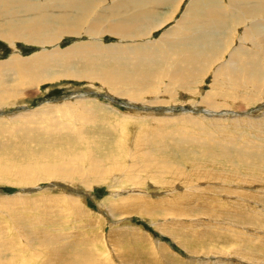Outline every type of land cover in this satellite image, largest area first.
Here are the masks:
<instances>
[{"label": "rangeland", "instance_id": "374dc122", "mask_svg": "<svg viewBox=\"0 0 264 264\" xmlns=\"http://www.w3.org/2000/svg\"><path fill=\"white\" fill-rule=\"evenodd\" d=\"M62 1L64 2V0ZM68 1L72 0H66L59 6L57 0L53 2L52 0H25V2H36L35 4L42 8L44 6L43 9L49 6L48 11L45 12L46 16L40 19V22L44 25L48 17L54 16V18H58L59 16L71 14L72 11L69 8ZM93 1L85 0L86 3L79 4V7H82L81 9L79 8L82 14L87 16L92 12L93 16L89 20H86L85 23L81 24V33L66 34L55 44L43 45L27 42L20 38L14 41L0 38V63L2 62V65L9 66L4 69L3 72H0V122L3 123L5 121V124L0 123V264H80L79 262L76 263L79 259H82L80 261H85V264H264V224L260 227V223L262 222L261 219L253 224L243 223L241 225L239 223L238 226H232L229 221L222 222L218 219H212L209 216L210 214L220 215L222 213L221 215H226L235 214L237 212L241 213L240 210L243 209L246 212L262 215L249 216L248 219L263 218L264 207L258 198L260 194L264 196V183L252 185L237 182L235 187H231V189H233L231 191L235 189V191H238L237 193H240L239 196L238 194L228 192L212 193V189H208V186H217V188H220L224 185L217 184L218 181L193 180L190 179L188 175L184 177L174 173V175L178 176L177 179L168 178L166 180H170V182L165 181L164 184V180L161 176L166 172L169 173V169L163 171L156 169L155 172H158L157 176L159 177L157 178L152 172L150 173L145 170L147 167L146 161H142L140 164L141 167L144 164L143 167H138L137 169L136 176L139 179L137 178L135 180L136 183L127 179V171H130V168H132V159L133 157H138L137 155L140 153L135 146L137 138L138 136L140 138L141 133H144L145 127L148 126L159 127L158 125L162 123L163 126L160 125L162 127L160 132L162 138L164 135L167 137H174V141H169L168 152L170 156H177L175 157V161H178L179 157V159L182 158L177 154L178 141L175 139L180 138L178 137L179 134H185L190 138H202L200 135L204 133V131H202L203 133L196 134V126L193 122H188L189 118L196 121L206 119V121H210L211 123L227 119L230 121V124H233L241 117L244 122L250 120V122L255 123V125L246 130V135L241 134L240 136L239 134L238 136L240 139L247 140L248 136L251 135L252 137L253 134L255 136H253L252 141L259 140V137L262 139L264 138V126L261 125L264 124V90H262V92L259 91L257 94L245 91L244 98H242L243 101L240 100L239 102L232 98H230V101L229 98H227L225 102V100H221L220 97L211 98L210 94L214 87V77L216 76H220L219 78L223 81L225 87L227 83L225 75L228 73V69H230L227 60L230 61L231 59L232 61L234 49L244 47L249 50H254L252 45H259L262 40H264V28L261 27L264 24V16L253 15L252 18V16H248L243 11L244 9L251 8V5L256 7L259 1L167 0L166 5H164L165 1L163 2L164 4L160 5L158 0H144L138 3V5L145 4L146 6L138 7V9L136 6V8H134L135 11H127L124 9L126 8L125 4L121 5L124 6L122 10L117 9L116 5L118 2L116 0ZM233 1H235L236 4ZM54 2L57 4L55 8L52 6ZM76 4H78V2H76ZM66 6H68V9ZM244 6L246 7L244 8ZM254 6L253 8H255ZM149 7L151 13L154 12L153 14H157V16L161 18L158 19L159 25L156 24V27L154 26L149 29L147 32L151 30V33H146L145 38L141 37V39L140 37H135L134 39H124L112 33H105L104 31L107 30V24H104L105 26H101L98 31L93 33L92 27L100 20V14L106 15L107 13V16L110 17L107 21L109 25L110 23L117 22L116 20L118 18L123 19L132 16V14L139 13L140 9L148 11ZM190 7H195L191 12V16L188 12ZM198 8H200V11H197ZM29 10H27V13L24 11L18 14L14 8V14H16L17 17L12 16L10 12H8L9 14L2 12L1 14H3L5 18L7 17V19H1L0 26L5 24L8 25V23L13 20L15 22L12 23V29L17 28L21 36L28 35L27 31L29 28L26 27L38 25H30V23L38 19L30 17L32 15H37V13H32L33 11L30 12ZM216 10L224 12L223 17L227 16L225 19L227 20L226 26H228V28H224L226 34H224V41L221 43L223 48L219 54L212 53L214 55H211V57L217 58H214V63H212V60V62L206 61V63L210 64L203 70L198 66H194L190 61L183 63L178 58L182 56H180L176 50H172L178 55H172V53L169 56V60H164L166 62H164L165 65L168 66L167 69L160 71V67L154 64V67L156 65L154 69V74L157 75L156 78L153 75L144 76V71L148 69L145 68L147 63L144 62V60L142 62L139 58V55L143 56V52L140 49L145 47L155 49L158 47L159 43L163 41L160 38L166 34V31L168 32V30H170V32H172L175 30L176 32L179 30L181 28L180 26L184 25V23L181 22L186 20V18L188 19L187 16H190L189 18L193 17L192 19H196L194 21H197L204 18H201V15L205 14L204 16L207 17V13L212 11L214 13ZM237 17H239V21H241L239 22V26L235 23ZM2 20H4V22ZM16 22H20V25ZM253 25H256V27H253ZM199 30L200 32L204 31V26H200ZM199 30L197 31L199 32ZM209 30L212 32L217 31L210 28L205 31L208 32ZM211 31L208 33H211ZM249 31L257 32L256 35L253 36L256 40L252 39L253 41H247L246 33H249ZM215 34H212L213 36L211 39L217 40L220 38L219 36H215ZM178 37H180V35H178ZM243 39L245 43L242 42ZM95 43L98 45L99 49L94 48V50L92 48ZM155 44L156 46L154 47ZM141 45L142 47H138ZM131 46L133 47L131 48ZM152 46L154 48H152ZM78 47L83 51L85 50L86 52L84 51V53L90 56L89 58V56L82 55L83 58H89V63H91V57L93 55L95 56L96 53L100 54V57L98 55L96 57L99 59L96 61V66H94V64L88 65L86 60H81V62L76 60L72 62L73 66L71 68L65 67L64 65H62V67L60 65H54V67L50 66V70H48V66L45 71L46 73L38 78L36 77L38 74L30 75L27 72L18 70L16 58L24 60L42 56L53 57L57 54L64 55L65 52ZM123 47H130V51L133 52V55L132 52L129 51V59H125L127 60L125 62L122 60L120 63L121 65L118 61L112 62V59L120 54L116 53V50L122 49ZM71 53L72 52H69L68 58ZM102 59L103 62H101ZM105 59L108 60L106 61ZM208 59L210 60L211 58ZM128 61H130L131 64ZM246 63L252 65L251 60H248ZM190 64H192V66ZM188 66H191L192 69ZM243 66L244 65H241L240 68L242 69ZM120 67L127 68L134 77L108 81L106 79L107 74L110 71L112 73L114 71L117 72ZM195 68L196 71L192 72ZM90 69L94 71L91 70L90 72ZM181 69L182 71H180ZM223 69L226 70V72L222 74L221 71ZM42 70L43 67L38 70V73ZM97 71L104 76H98ZM199 72L201 74H199ZM196 76L198 77L196 78ZM181 78H187V80L194 85L192 89L195 88V92H193V90L190 91L189 86H182L183 80ZM191 78L198 79V82H192L193 80ZM130 79L131 81H128ZM256 92H258V90ZM200 101L201 103L197 105ZM214 101H218L217 103L224 105V107L219 110H214L210 114H206L205 118V116H202V110L209 111V107L201 104L205 102L206 104L215 103ZM143 104H145V106ZM202 106L207 109L202 108ZM159 121L160 123L157 124ZM231 121L233 123H231ZM257 121L258 123L256 124ZM50 124L53 126H50ZM68 125H70V127H68ZM255 127L259 129L256 128L255 130ZM120 128H125V132L123 133ZM203 129L206 130L205 128ZM43 130L46 132L48 131V133ZM239 130L244 131V129L241 130V128ZM232 131L230 133H232ZM261 131L263 132L259 134ZM38 132H42L43 134L41 133V135ZM54 132L56 134H54ZM72 132H76L77 134L83 132L81 138L84 139V143L88 142L86 145L81 144L82 147L80 148L83 150V154L86 149L83 148V145H88L90 147L92 144L90 149L92 148L94 152L96 151L95 153L98 155V159H100V157L103 158L102 156L105 158L106 154L112 155L117 159L122 156V160L120 159L117 162L123 165L119 168L120 171H115L114 173L111 171L108 176L107 174H102L107 177H101L97 180V175L100 173L93 172L94 164L90 161V157L88 156L90 166H88L89 163L84 166L91 172L89 177L85 178L83 181L75 178L66 179V176H64L63 180L44 179V174L53 175V172H55L47 168H40L37 170V177L30 175L32 170L28 168V164L34 162L32 160L36 157L38 158H36L38 162H42L46 159L45 155L41 152L46 153L47 146L50 145L49 147L56 150V153L60 155H63L64 151H71V148H76L74 146L77 144H70L72 141L69 143L64 142L65 140L70 141V139H66V136L74 135ZM96 132L101 135L106 132V135L103 134V137H99L96 135ZM205 132L209 131L206 130ZM32 133L33 135L31 136ZM122 133L124 135V139H121L122 141L124 140L123 143L122 141L120 142V135H122ZM222 133H224L223 138L229 136L226 130L222 131ZM59 134L62 135L59 136ZM35 136L38 139H36ZM42 136H45L44 139L46 140H44ZM61 136L63 138H61ZM28 137L31 138L30 141ZM203 138L209 139L210 137L204 135ZM223 138L220 137V139ZM27 140L29 142H27ZM36 141H38V143ZM58 141L61 142L59 143ZM99 141L102 142L100 145L102 148L100 146L98 147ZM216 141L218 142L217 139ZM240 142L243 143L241 140ZM16 143H20L21 147L20 144L17 146L18 144ZM7 144L9 146L12 145V148L8 146V149ZM13 144H16V147ZM22 145H27L25 146L27 147L26 150ZM69 145L73 146L70 147ZM255 146H241L246 153L251 155H246L238 146H233L229 151V161H232L238 166H244L246 163L255 159L254 155L257 156L258 153L264 154V145ZM108 147H110L111 150H107ZM115 148L117 150L118 148H122L124 154L119 155L120 153H116ZM76 149L78 150V148ZM98 149H100V151ZM173 150H176L175 154ZM27 151L29 153H27ZM213 151L216 154H220L216 148H214ZM18 152L22 155L20 156ZM73 154L74 153H72V156ZM51 159L55 160L56 158L51 156ZM182 159V161H185L184 158ZM226 159L228 158L222 161L218 160L219 166H226L229 163L225 162ZM69 164L70 163H68V166H70ZM229 166L228 168H231L232 165ZM262 166L264 167V163ZM186 168L191 170L194 166L188 163ZM19 169L23 171L26 170L28 174L16 180L15 174L19 173ZM189 170L188 172H190ZM73 171L77 172L78 169L75 168ZM241 172L247 174L244 168L240 173ZM18 180L21 184H19ZM257 196H259L257 198L258 202L255 201ZM135 198L138 199V202L133 201ZM124 202H129L131 204L136 203V206L144 205L146 209V211L144 209L145 214L139 210L137 212L136 209H131L130 207L127 208L126 211L120 205ZM215 205H217V209ZM242 206L243 208H241ZM221 207L226 212L221 209ZM200 208L201 211L199 210ZM205 209H207V211ZM200 213L201 215L205 213V215L208 216H201ZM262 220H264V218ZM17 221H19L21 225ZM257 222H259V224H257ZM233 224H235V222H233ZM20 227L23 229H19ZM21 230L24 232L22 233ZM28 231L33 233H31L32 236L29 235L30 233ZM36 233L37 236H35ZM214 233H216V235ZM238 235L240 237H238ZM196 237H201L202 239L197 238L199 240L197 241ZM236 237L240 239L237 240ZM47 239L52 242L47 243ZM58 239H60V242ZM27 240L32 242V245H36L33 247ZM56 241H58V243H56ZM235 241H238L240 244ZM242 241H244V243H242ZM5 245L9 246L6 247ZM56 246L62 247L58 248ZM82 247L85 248V251H83L84 249ZM5 251L9 254H6ZM71 251L74 252L71 253ZM54 253L58 254L56 255ZM60 255H62V258ZM51 257H53V259H51Z\"/></svg>", "mask_w": 264, "mask_h": 264}, {"label": "bare ground", "instance_id": "6f19581e", "mask_svg": "<svg viewBox=\"0 0 264 264\" xmlns=\"http://www.w3.org/2000/svg\"><path fill=\"white\" fill-rule=\"evenodd\" d=\"M54 0H52L53 2ZM66 0H64L65 2ZM93 1V0H92ZM118 2V4L116 5L117 9H121L122 10V7L124 6H121L123 4H125L126 9L127 11H132L134 10V8H136L137 6V9L138 7H141V6H146L145 4H139L138 3H141L142 1L144 0H116ZM146 1V0H145ZM165 1V2H164ZM167 0H158V2L161 4H164L166 5V2ZM250 2V0H247ZM253 1V0H252ZM259 2H257L256 4V7L253 8V6L251 5V8H248V9H244L243 11L248 15V16H252L253 18V15L254 16H264V0H257ZM62 0H57V3L58 5L60 6V4L62 5V3H64ZM76 2H78V4H76ZM94 2V1H93ZM137 4H136V3ZM151 2V1H150ZM154 2V1H153ZM152 2V3H153ZM164 2V3H163ZM193 2V1H192ZM235 3V1H233ZM36 3V2H35ZM35 3H31V2H25V0H0V20L1 19H4L6 20L7 17L5 18V16L3 14H1L2 12H10V14L12 16H15L17 17L16 14H14V12L16 11L18 14L21 13V12H24L26 11L27 13V10H29L30 12L33 11L32 13H37V15L35 16H30V17H34L38 20H36L35 22H32L30 23V25H34V24H38L36 26H30V27H26V28H29L28 29V35L26 36H21L19 30L17 28H13L12 29V23H14L15 21H10L7 24L5 25H1L0 26V38L1 39H6L8 41H11V40H16L17 38H20L22 40H25L27 42H34V43H37V44H43V45H46V44H55L56 42H58L60 39H62V37H64L66 34H74V33H81V24L82 23H85L86 20H89L92 16V12L90 14H88L87 16H85L84 14H82L79 10V8L81 9L82 7H79L82 3H86L85 0H72V1H68V5H69V8L71 9L69 15H63V16H59L58 18L54 16L52 17H48V19H46V23L45 25L43 23L40 22V19H43L46 14L45 12L48 11L49 9V6L45 7L43 6L40 7V6H37V4ZM74 3V4H73ZM39 4V3H38ZM80 4V5H79ZM204 4V3H203ZM236 4V3H235ZM238 4V3H237ZM254 4V2H253ZM85 5V4H84ZM88 5V4H87ZM52 6L53 8H55L57 6V4L54 2L52 3ZM93 6V5H92ZM119 6V7H118ZM222 6V5H221ZM237 6V5H236ZM18 7V8H16ZM234 7V6H233ZM232 7V8H233ZM246 6H244L245 8ZM250 7V6H249ZM14 8H15V11H14ZM62 8V7H61ZM66 8L68 9V6H66ZM145 8V7H144ZM195 7H190L189 9V15L191 16V12L192 10L194 9ZM216 8V7H215ZM253 8V9H252ZM66 9V10H67ZM115 9V10H117ZM152 9V8H151ZM160 9V8H158ZM210 9V8H209ZM218 9V8H217ZM234 9V8H233ZM120 10V11H121ZM211 10V9H210ZM209 10V11H210ZM223 10V9H221ZM237 10V9H236ZM239 10V9H238ZM241 10V9H240ZM83 11V9H82ZM125 11V12H127ZM135 11V10H134ZM153 11V10H152ZM197 11H200V8L197 9ZM219 11V12H218ZM216 10L214 13L213 11L212 12H209L207 13L208 16H204V15H201L200 17L203 18V19H199L197 21H194L196 19H192V18H189L190 16H187L188 19L186 18V20H183L181 23H184V25L180 26L181 28L179 30H177L175 32V30H173L172 32H170V30H168V33L166 31V34L161 37L160 39H162V43H159V46L156 47L155 49H150V48H142L140 49L142 52H143V56L142 55H139L140 57V60L143 62H146L147 64L145 65V68H147L148 70L144 71L145 75L149 76V75H153L155 78L157 75L154 74V69L156 67V65H158L160 67V71H163L165 69H167V65H165V59L167 61V59L169 60V56L170 54L174 55V54H179L180 56L182 57H178L183 63H185L186 61H190L194 66H198L200 67L201 69L205 70L206 69V66L209 65L210 63H206V61H209V62H212L214 63L215 57H211V55H214L212 53H215V54H219V52L221 51V49L223 48V46L221 45V43L224 41L223 37H224V34H226L224 28H228V26H226V22L227 20L225 19L227 16H224L223 17V14L224 12H220V10ZM225 11V10H224ZM242 11V12H243ZM122 12V11H121ZM232 12V10H231ZM238 12V11H237ZM29 13V12H28ZM66 13V12H65ZM119 13V12H118ZM154 13V12H153ZM151 13L150 11V7H149V10L148 11H145L144 9H140V12L139 13H136V14H132V16L130 17H127V18H123V19H117L115 23H110L108 25L107 21L109 20V16H107V13L106 15L104 14H100L99 16V21L98 22H94L95 24L93 25L92 27V30H93V33H95V31H98V29L103 26L104 24H107V30H105L104 32L105 33H112L113 35H116L117 37L120 36V38H135V37H142V38H145L146 37V33H151V30L149 32H147L149 29H151L152 27H156V24L159 25V20L160 19L157 14H153ZM156 13V12H155ZM9 14V13H8ZM25 14V13H23ZM67 14V13H66ZM130 14V13H129ZM198 14V13H197ZM233 14V13H232ZM120 15V14H118ZM128 15V14H127ZM193 15V14H192ZM227 15V13H226ZM126 17V16H125ZM195 17V16H194ZM206 17V18H205ZM54 18V19H52ZM52 19V20H51ZM113 19V18H112ZM239 17L236 18V25L238 24L239 26ZM4 20H2L4 22ZM93 20V19H92ZM249 20V19H248ZM17 21V20H16ZM19 21V20H18ZM112 21V20H111ZM1 22V21H0ZM78 22V24H77ZM6 23V22H5ZM17 24L20 25V22H16ZM22 23V22H21ZM162 23V22H161ZM180 23V24H181ZM2 24V23H1ZM25 24V23H24ZM93 24V23H92ZM257 24V23H256ZM18 25V26H19ZM28 25V24H26ZM161 25V24H160ZM258 25V24H257ZM11 26V27H10ZM25 26V25H24ZM105 26V25H104ZM200 26H204V29L205 30H208V28L210 29H213V30H217V31H214L212 32L211 30H209L208 32L211 31V33H208L207 31H201L200 32ZM256 27V25H253V27ZM259 26V25H258ZM252 27V28H253ZM264 28V24L263 26H261ZM22 29H25L23 27H21ZM202 28V27H201ZM226 28V29H227ZM56 29V30H55ZM91 30V28H90ZM199 30V32L197 31ZM255 30V29H253ZM102 31V30H101ZM179 31V32H178ZM196 31V33H195ZM83 32V31H82ZM92 32V31H91ZM100 33V32H99ZM257 32H250L249 33H246V39L247 41H253L252 39H254L253 36L256 35ZM164 34V33H163ZM162 34V35H163ZM212 34H215V36H219L220 38L217 39V40H214V39H211V37L213 36ZM111 35V34H110ZM178 35H180V37H178ZM260 35V34H259ZM102 36V35H101ZM230 36V35H229ZM148 37V36H147ZM262 37V36H260ZM141 38V39H142ZM245 39V40H246ZM227 40V39H226ZM256 40V39H254ZM123 41V40H122ZM121 41V42H122ZM144 41V40H143ZM160 41V40H158ZM157 41V42H158ZM126 42V41H125ZM139 42V41H138ZM141 42V41H140ZM147 42V41H146ZM243 43H245L244 39L242 41ZM260 42V41H259ZM124 43V42H123ZM253 43V42H252ZM137 44V42H136ZM141 44V43H140ZM139 44V45H140ZM147 44V43H146ZM161 44V45H160ZM259 44V43H258ZM264 40H262V42L259 44V45H252L254 50H249V49H246L244 47L242 48H239V49H234L235 51L233 52V55H232V61L230 59V61L227 60V63L229 64L228 67L230 69H228V73L225 75L226 77V85L224 87V84H223V81L220 80V76H216L214 77V87L212 89V91L210 92L211 94V98H214V97H220L221 100H227V98H229V101H230V98L234 99L235 101L239 102L240 100L243 101L242 98H244V94L246 92L249 91V93H254V94H257L259 93V91L262 92V90H264ZM101 45V44H100ZM142 45H145V44H142ZM141 46H138V47H142ZM113 46V45H112ZM118 46V45H117ZM148 46V45H147ZM156 46V44L154 45V47ZM255 46V47H254ZM102 47V46H101ZM126 47V46H125ZM123 47L122 49H117L116 53H120L117 57L113 58L111 61L114 62V61H118V63L120 64L122 60L127 61L125 59H129V54L128 52L131 50L130 47L129 48H125ZM133 46H131L132 48ZM152 46V48H154ZM93 49L94 48H98V45L95 43L92 47ZM99 49V48H98ZM108 49V48H107ZM219 49V50H218ZM95 50V49H94ZM133 50V49H132ZM172 50H176V52L172 51ZM85 51V50H84ZM84 51L82 49H80L79 47L78 48H73L71 49L70 51L68 52H65L64 55H54L53 57H47V56H42V57H36L34 59H18L16 58L17 60V67H18V70L22 71V72H27L29 73L30 75H37L36 77H42L44 73H46V68L49 66V69L50 70V66L51 67H54V65H60L62 67V65H64L65 67H72L73 64L72 62L73 61H80L81 60H86L88 63V65H93L96 66V61H98L99 59H97V55L100 57V54L96 53V55L92 56L91 58V63H89V58L90 56L86 53H84ZM91 51V50H90ZM69 52H72L68 58V55H69ZM86 52V51H85ZM132 52V51H130ZM135 52V51H134ZM138 52V51H137ZM141 53V52H140ZM112 54V52H111ZM177 54V55H178ZM82 55L84 56H89V58H83ZM129 55V56H128ZM132 55H133V52H132ZM147 56V57H146ZM104 57V56H103ZM146 57V58H145ZM235 57V58H234ZM105 58V57H104ZM208 58H211L210 60ZM215 58V59H214ZM248 58V59H247ZM106 60V59H105ZM104 60V61H105ZM108 60V59H107ZM106 60V61H107ZM212 60V61H211ZM248 60H251L252 61V65L251 64H248L246 63ZM173 61V60H172ZM84 62V61H83ZM103 62V59L102 61ZM110 62V61H109ZM130 63V61H128ZM165 62V63H164ZM203 62V63H202ZM12 63V62H11ZM98 63V62H97ZM100 64V63H98ZM97 64V65H98ZM111 64V62H110ZM118 64V65H119ZM131 64V63H130ZM154 64L155 67H154ZM172 64V63H171ZM192 64H190L192 66ZM226 64V63H225ZM78 65V64H77ZM85 65V64H84ZM107 65V64H106ZM113 65V64H112ZM121 65V64H120ZM140 65V63H139ZM143 65V64H142ZM173 65V64H172ZM227 65V64H226ZM241 65H244L242 67V69L240 68ZM100 66V65H99ZM141 66V65H140ZM148 66V67H147ZM191 66H188L191 68ZM7 67L9 66H6V65H2V62L0 63V72L4 69H6ZM43 67V70L40 71L38 73V70ZM86 67V66H85ZM108 67V66H107ZM176 67V66H175ZM186 67V68H188ZM222 67V66H221ZM143 68V67H142ZM181 68V67H180ZM65 69V68H64ZM106 69V68H105ZM192 69V68H191ZM216 69V68H215ZM92 69H90L89 71L91 72ZM104 70V69H103ZM159 70V69H158ZM178 70V69H177ZM217 70V69H216ZM221 70V69H220ZM94 71V70H92ZM176 71V70H175ZM174 71V73H175ZM182 71V69L180 70ZM196 71V68L194 69V71L192 72H195ZM200 71V70H199ZM98 72V71H97ZM133 72V71H132ZM136 72V71H135ZM187 72V71H186ZM226 70H222L221 73H225ZM60 73V72H59ZM77 73V71H76ZM85 73V72H84ZM95 73V72H94ZM134 73V72H133ZM169 73V72H168ZM198 73V72H197ZM87 74V73H86ZM172 74V73H171ZM199 74H201L199 72ZM79 75V74H78ZM98 76H102L103 74L102 73H99L97 74ZM169 75V74H167ZM175 75V74H173ZM94 76V75H92ZM104 76V75H103ZM50 77V75H49ZM75 77V76H74ZM77 77V75H76ZM79 77V76H78ZM88 77V76H87ZM91 77V75H90ZM130 77H134L130 74V71L127 69V68H122L120 67L117 72L114 71L113 73L110 71L107 76H106V79L108 81H114L116 79H121V78H125V79H129ZM194 77V76H193ZM198 76H196L197 78ZM202 77V76H201ZM82 78V77H81ZM86 78V77H85ZM192 79L193 81L192 82H198V79ZM97 79V78H96ZM147 79V78H146ZM173 79V78H172ZM182 79V78H181ZM190 79V78H189ZM105 80V79H104ZM174 80V79H173ZM183 83H182V86L185 85V86H189V89L190 91L193 90V92H195V88L192 89V87L194 86L192 83H190V81L187 80V78H183ZM196 80V81H195ZM201 80V79H200ZM128 81H131L128 80ZM136 81V80H135ZM150 81V80H148ZM175 81V80H174ZM125 82V80H124ZM152 82V81H151ZM118 83V82H117ZM180 86V85H179ZM181 87V86H180ZM183 88V87H182ZM188 88V87H187ZM111 89V88H110ZM143 89V88H142ZM188 89V90H189ZM16 90V89H15ZM254 90H258V92L254 91ZM215 91V92H214ZM246 91V92H245ZM114 92V91H113ZM124 92V91H123ZM198 95V94H197ZM248 95V94H247ZM264 95V93H263ZM201 96V95H200ZM203 96V95H202ZM256 97V96H255ZM198 100V99H197ZM205 100V99H203ZM209 100V99H207ZM206 100V101H207ZM233 100V101H234ZM148 101V100H147ZM212 101V100H211ZM139 102V101H138ZM208 102V101H207ZM215 102V101H214ZM218 102V101H217ZM217 102L215 103H208L206 104L205 103H202L201 105H207V107H209V111L207 110H202V113L203 115L202 116H205L206 114H210L212 113L214 110H219V109H222L224 107V105L222 104H218ZM145 103V102H144ZM201 103V101L199 103H197V105H199ZM145 106V104H143ZM153 105V103H152ZM202 106V108H205L207 109L206 107ZM231 106V105H230ZM245 106V105H244ZM201 108V109H202ZM233 108V107H232ZM172 109V108H171ZM168 110V109H167ZM232 110V109H230ZM146 111V110H145ZM169 111V110H168ZM227 111V110H226ZM225 112V111H223ZM184 114V113H183ZM89 116V115H88ZM206 118V116H205ZM44 119V118H43ZM208 119V118H207ZM243 119V118H242ZM240 118H238L237 121H235V123H233L231 121V123L233 124H230L229 120L227 119H224V121H215V123H211L210 121H206V119H203L201 121H196V120H193L191 118H189L188 122H193L196 126V134L198 133H203L202 131H204L203 134H201L200 136L202 138H190L188 136H186L185 134H182V135H178V137L180 138H175L176 141H178V148H177V151L182 158H184L185 161H182L181 159L178 158V161H175V157H177L176 155L175 156H170L169 152H168V144H169V141L170 140H173L174 141V137L173 136H170V137H167V136H163L162 138V135H160V132H161V126H163L162 123H160V125H158L159 127H152V126H148V127H145V132L144 133H141V136L139 138H137V142H136V149H138L140 151V153L137 155L138 157H133L132 159V168H130L131 170L130 171H127V179H129L131 182L133 183H136V179L138 178L136 176V173H137V169L138 167H141V162L142 161H146L147 162V167L145 168L146 171L148 172H152L157 178H159L157 175H158V172H155L156 169L158 170H167L169 169V173H164L161 178L164 180V184H165V181H167L166 179H177L178 176L174 175V174H177V175H181V176H186L188 175L190 177V179H196V180H208V181H218L217 184H222L223 187H220V188H217V186H208V189L211 188L212 189V193H222V192H228V193H234V194H239L240 193H237L238 191H231L233 189H231V187H235V185L237 184V182H243V183H247V184H260V183H264V167L262 166V164L264 163V154H261V153H258L257 156L254 155V158L251 162H248L246 163L244 166H238L236 164H234L232 161H229V151L230 149L233 147V146H238V148L246 155H251V154H248L246 153L242 148L241 146H255V145H264V138L262 139L261 137H259L260 139L257 140V141H252V138L253 136H255L253 134V136L251 137V135L248 136L247 140H242L239 138V134L241 136V134H245L246 135V130L247 129H250L251 127H254L255 123H252L250 122V120H246L245 118V122L243 121ZM37 120V119H36ZM146 121V120H145ZM212 121V120H211ZM146 122H149V121H146ZM243 122V123H242ZM260 122V121H259ZM1 123V122H0ZM56 123V121H55ZM76 123V122H75ZM258 123V121L256 122V124ZM264 123V121H263ZM1 124H5V121ZM143 124V123H142ZM170 124V123H169ZM260 124V123H259ZM63 125V124H62ZM65 125V124H64ZM144 125V124H143ZM262 126H264V124H261ZM39 126V125H38ZM37 126V127H38ZM50 126H53L50 124ZM147 126V125H146ZM257 126H260V125H257ZM4 127V126H3ZM7 127V126H6ZM62 127V126H61ZM60 127V128H61ZM65 128H67L66 126H64ZM68 127H70V125H68ZM166 127H169V126H166ZM261 127V126H260ZM17 128V127H15ZM14 128V129H15ZM32 128V127H31ZM59 128V129H60ZM74 128V126H73ZM72 128V129H73ZM117 128V127H116ZM203 128H205L207 131L209 132H205L206 130H204ZM241 128L244 129V131H240L239 129ZM256 128L258 127H255V130ZM34 129V128H33ZM40 129V128H39ZM43 129V128H42ZM46 129V128H45ZM57 129V128H56ZM63 129V128H62ZM76 129V128H75ZM74 129V131H75ZM123 133L125 132V128H120ZM119 129V131H120ZM259 129V128H258ZM261 129V128H260ZM264 129V128H263ZM48 130V129H47ZM49 130H50V127H49ZM68 130V129H67ZM83 130V129H82ZM227 131V133H229V136L228 137H225L223 138V134L222 131ZM233 130V131H232ZM8 131V130H7ZM18 131V130H17ZM37 131V130H36ZM45 131V130H43ZM117 131V129H116ZM201 131V132H200ZM232 131V133H230ZM16 132V130H15ZM14 132V134H15ZM18 132H21V131H18ZM46 132V131H45ZM131 132V131H130ZM254 132V131H253ZM263 131L259 132L262 133ZM13 133V132H12ZM23 133V132H22ZM21 133V134H22ZM35 133V132H34ZM39 133V132H38ZM42 132H40L39 134H41ZM48 133V131L46 132ZM45 133V134H46ZM51 133V132H50ZM106 133V132H105ZM103 133V134H105ZM120 133V132H119ZM120 135V142L122 141L121 139L124 137V135ZM257 133V131H256ZM38 134V135H39ZM43 134V133H42ZM41 134V135H42ZM54 134H56L54 132ZM72 134L74 135H70V136H66V139H70L69 140H65L64 142L66 143H69L72 141V143L70 144H77L75 145L74 147L78 148V150L75 148V149H72L71 148V151H64L63 152V155H60L58 153H56V150H54L53 148H50L49 146H47V149H46V153L44 152H41L42 154L45 155V158L42 162H38L35 159H33L32 161L34 162H30L28 164V168L32 170V173L30 175H33V176H36L37 177V170H39L40 168H47V169H51V170H54L55 172H53V175H50V174H44V179H56V180H63L64 179V176H66V179L67 178H75L77 180H80V181H83L85 178L89 177L90 175V170L88 171L87 168L84 166L86 164L89 163L88 166H90V161L94 164V168H93V172H97V173H100L99 175H97V180L100 179L101 177L102 178H106L108 175H110L109 172L113 171V173L115 171H120L119 168H121L123 165L119 162L117 163L121 158L122 156H120L118 159L115 158L114 156L112 155H105V158L104 156H102L103 158L100 157V159H98V155L92 150V148L90 149V147L88 146H84L86 145V143H84V139L81 138L83 132H79V134H77L76 132H72ZM103 134H97L96 132V135H98L99 137H103ZM109 134V133H108ZM25 135V134H24ZM33 135V133L31 134V136ZM37 135V134H36ZM62 135V134H59V136ZM77 135V136H76ZM106 135V134H105ZM204 135H207L208 137H210L209 139H204L203 136ZM231 135V136H230ZM262 135V134H261ZM13 136V135H12ZM225 136V135H224ZM260 136V135H259ZM22 137V136H21ZM26 137V136H25ZM24 137V138H25ZM43 137V136H42ZM40 137V138H42ZM50 137V135H49ZM98 137V138H99ZM197 137V136H196ZM220 137H222L223 139H220ZM243 137V136H242ZM257 137V136H256ZM12 138V137H11ZM29 138V137H28ZM36 138V136H35ZM34 138V140H35ZM45 138V136L43 137V139ZM53 138V137H52ZM55 138V136H54ZM60 138V137H59ZM61 138H63L61 136ZM19 139V138H17ZM31 138H29V141H30ZM38 139V138H36ZM57 139V138H56ZM56 139H55V142H56ZM124 139V138H123ZM216 139L218 140V142L216 141ZM258 139V137H257ZM15 140V139H14ZM46 140V139H44ZM80 142H79V141ZM243 141V143L240 142ZM16 141V140H15ZM14 141V142H15ZM24 142H26L25 140H23ZM27 140V142H29ZM43 141V140H42ZM175 141V142H176ZM18 142V141H17ZM38 143V141H36ZM40 142V141H39ZM59 142V141H58ZM61 142V141H60ZM59 142V143H60ZM124 142V140L122 141V143ZM130 142V141H129ZM22 143V142H21ZM57 143V142H56ZM63 143V141H62ZM263 143V144H262ZM18 144V143H16ZM15 144V145H16ZM20 144V143H19ZM19 144L17 146H19ZM28 144V143H27ZM53 144V143H52ZM51 144V145H52ZM81 144H84L83 145V148H86L84 150V154L82 153L83 150H81L80 147H82ZM102 144L101 141L98 142V147ZM2 145V144H1ZM14 145V144H13ZM14 145V146H15ZM30 145V144H29ZM54 145V144H53ZM58 145V144H57ZM60 145V144H59ZM62 145V144H61ZM72 145V146H73ZM80 145V146H79ZM104 145V143H103ZM112 145V143H111ZM4 146V144H3ZM9 145L7 144V147ZM11 148H12V145H10ZM9 146V147H10ZM23 146V145H22ZM27 146V145H25ZM23 146V147H25ZM67 146V145H66ZM70 146V145H69ZM70 146V147H72ZM110 146V145H109ZM170 146V145H169ZM8 147V149H9ZM16 147V146H15ZM20 147H21V144H20ZM22 147V148H23ZM39 147V146H38ZM53 147V146H52ZM101 147V146H100ZM256 147V146H255ZM21 148V149H22ZM27 147H25V150H26ZM34 148V146H33ZM102 148V147H101ZM216 148L220 154H216L213 149ZM250 148V147H249ZM260 148V147H259ZM20 149V150H21ZM36 149V148H35ZM34 149V150H35ZM39 149V148H37ZM95 149V148H94ZM111 150L110 147L107 148V150ZM116 149V148H115ZM170 149V148H169ZM18 150V149H17ZM24 150V148H23ZM23 150H22V153H23ZM66 150V149H65ZM100 151V149H98ZM247 150V149H246ZM11 151V150H10ZM30 151V150H28ZM27 151V153H29ZM122 148H118V150L116 149V153H120L119 155H122L124 154L122 152ZM136 151V150H135ZM134 151V152H135ZM174 151V150H173ZM176 151V150H175ZM175 151H174V154H175ZM248 151V150H247ZM20 152V151H19ZM18 152V154H19ZM35 152V151H34ZM104 152V151H103ZM109 152V151H108ZM259 152V151H258ZM11 153V152H10ZM24 153L26 154V152L24 151ZM32 153V152H31ZM72 153L73 156H72ZM102 153V151H101ZM158 153V154H157ZM173 153V152H172ZM37 154V153H36ZM40 154V153H39ZM82 154V155H81ZM104 154V153H103ZM20 155V154H19ZM22 155V154H21ZM20 155V156H21ZM34 155V154H33ZM32 155V156H33ZM80 155V156H79ZM101 155V154H100ZM132 155V154H131ZM49 156V157H48ZM51 156H54L56 159L55 160H52L51 159ZM61 156V157H60ZM76 156H79V157H76ZM88 156L90 157V161H89V158ZM59 157V158H58ZM30 158V157H29ZM225 158H228L226 159V163L229 162L226 166H219V163H218V160H223ZM38 159V158H37ZM66 159V160H64ZM69 159V160H67ZM214 159V161H213ZM31 160V159H30ZM122 160V159H121ZM89 161V162H87ZM122 162V161H121ZM220 162V161H219ZM4 163V162H3ZM68 163H70L68 166ZM192 164L194 166V168H192L191 170H189L188 168H186L187 164ZM224 163V161H223ZM1 164V163H0ZM6 164V163H4ZM66 165V166H65ZM144 165V164H143ZM142 165V167H143ZM229 165H232L231 168H228ZM38 166V167H37ZM68 166V167H67ZM130 167V166H129ZM141 167V168H142ZM226 167V168H225ZM230 167V166H229ZM77 168L78 171L77 172H74L73 169ZM243 168L245 169V171H247V174H244V173H240V171L243 170ZM239 171H237V170ZM43 170V169H42ZM109 170V171H108ZM128 170V169H127ZM188 170L190 172H188ZM46 171V170H45ZM124 171V170H123ZM50 173V172H49ZM174 173V174H173ZM27 171L26 170H22V169H19V173H16L15 174V177H16V180L21 178L23 175H27ZM107 174V176H103V175ZM141 174H142V171H141ZM139 176V175H138ZM144 176V175H143ZM150 176V175H149ZM152 176V175H151ZM35 177V178H36ZM142 178V177H141ZM139 179V178H138ZM143 179V178H142ZM141 179V180H142ZM128 180V181H129ZM39 181V180H38ZM138 181V180H137ZM144 181V180H143ZM156 181V180H155ZM19 184H21V182L18 180ZM94 182V181H93ZM167 182H170V180H168ZM201 182V181H200ZM205 182V181H204ZM27 183V182H25ZM158 183V182H157ZM199 183V182H197ZM196 183V184H197ZM208 184V183H207ZM191 185V184H190ZM199 185V184H198ZM239 185V184H238ZM194 186V185H193ZM200 186V185H199ZM221 186V185H219ZM243 186V185H242ZM138 187V186H137ZM198 187V186H197ZM201 188V186H200ZM237 188V187H236ZM194 190V189H193ZM202 190V189H201ZM213 190H216V191H213ZM222 190V191H220ZM224 190V191H223ZM227 194V193H226ZM243 194V193H242ZM252 194V193H251ZM256 195V194H254ZM199 197V196H198ZM259 196L256 197V200L257 201V198ZM207 199V198H206ZM253 199V197H252ZM138 199L135 198L133 199V201H137ZM258 200L260 201V203L263 204V207H264V196L262 194H260V197L258 198ZM209 201V200H207ZM70 202V200H69ZM138 202V201H137ZM141 202V201H140ZM139 202V204H140ZM190 202V201H189ZM258 202V201H257ZM5 203V202H4ZM34 204V202H33ZM77 204V203H76ZM142 204V203H141ZM146 204V203H145ZM182 204V203H181ZM200 204V203H199ZM121 207L123 209H127V208H131V209H136L137 212L138 210L141 211V212H145L146 209L144 207V205H141V206H136L137 204L136 203H129V202H124V203H121L120 204ZM197 205V204H196ZM239 205V204H238ZM200 206V205H199ZM236 206V205H235ZM258 206V205H257ZM120 207V208H121ZM184 207V206H183ZM216 209H217V205H215ZM214 207V208H215ZM223 207V206H222ZM221 207V209H223ZM237 207V206H236ZM262 207V206H261ZM121 208V209H122ZM148 208V207H147ZM243 208V206L241 207ZM250 208V207H248ZM145 209V211H144ZM155 209V208H154ZM192 209V208H191ZM237 209V208H236ZM245 209V208H244ZM251 209V208H250ZM78 210V209H77ZM76 210V211H77ZM124 210V211H125ZM201 211V208L199 209ZM207 211V209H205ZM224 210V209H223ZM240 210V209H239ZM264 210V209H263ZM127 211V210H126ZM130 211V210H129ZM134 211V210H133ZM151 211V210H150ZM149 211V212H150ZM154 211V210H153ZM198 211V210H196ZM225 211V210H224ZM235 211V210H234ZM241 213H235V214H223L221 215H212L210 214V218L212 219H218V220H221L222 222L224 221H229L231 222L230 224L232 226H238L239 223L242 225L243 223H246V224H253V223H256V221H258L259 219H261V223H260V227L264 224V220H262L263 218H249V216H262V215H258L257 214H253V213H250V212H246L244 211L243 209L240 210ZM199 212V211H198ZM209 212V211H208ZM207 212V213H208ZM226 212V211H225ZM229 212V211H228ZM130 213V212H129ZM151 213V212H150ZM212 213V212H210ZM214 213V212H213ZM217 213V212H216ZM224 213V212H223ZM256 213V212H254ZM76 214V213H75ZM82 214V213H81ZM124 214V213H123ZM137 214V213H136ZM145 214V213H144ZM161 214V213H160ZM165 214V213H164ZM197 214V213H196ZM139 215V214H138ZM142 215V214H141ZM166 215V214H165ZM201 215V213H200ZM152 216V215H151ZM201 216H208V215H201ZM45 217V216H44ZM85 217V216H83ZM114 217V216H113ZM154 217V216H153ZM40 218V217H39ZM56 218V217H55ZM185 218V217H184ZM20 221V220H19ZM17 221V222H19ZM178 222V221H177ZM233 222H235V224H233ZM20 223V222H19ZM18 223V224H19ZM37 223V222H36ZM41 223V222H40ZM16 224V223H15ZM229 224V223H228ZM257 224H259V222H257ZM21 225V223H20ZM36 225V224H35ZM201 225V224H200ZM240 225V226H241ZM27 226V225H26ZM251 226V225H249ZM248 226V227H249ZM257 226V225H256ZM17 227V225H16ZM254 227V226H253ZM259 227V228H260ZM22 227H20L19 229H21ZM225 228V227H224ZM23 229V228H22ZM254 229V228H253ZM261 229V228H260ZM16 230V229H15ZM25 230V229H24ZM229 230V229H228ZM243 230V229H242ZM20 231V230H19ZM22 231V230H21ZM27 231V230H26ZM26 231H25V234H26ZM33 231V230H32ZM35 231V230H34ZM37 231V230H36ZM43 231V230H42ZM41 231V232H42ZM206 231V230H205ZM224 231V230H223ZM236 231V230H235ZM244 231V230H243ZM256 231V230H255ZM24 231H22L23 233ZM29 232V231H28ZM27 232V234H28ZM215 232V231H214ZM225 232V231H224ZM20 233V232H19ZM18 233V234H19ZM30 233V232H29ZM32 233V232H31ZM31 233L29 235H31ZM35 233V232H34ZM44 233V232H43ZM212 233V232H211ZM237 233V232H236ZM242 233V232H241ZM241 233H238V234H241ZM33 234V233H32ZM40 234V233H38ZM216 235V233H214ZM24 235V234H22ZM43 236H46L44 234H42ZM28 236V235H27ZM32 236V235H31ZM37 236V233L36 235ZM40 236V235H39ZM59 236V235H57ZM200 236V235H198ZM203 236V235H202ZM211 236V235H210ZM220 236V234H219ZM22 237H25V236H22ZM41 237V236H40ZM47 237V236H46ZM52 237V236H51ZM51 237H48V238H51ZM55 237V235H54ZM212 237V236H211ZM235 237V236H233ZM232 237V238H233ZM238 237H240L238 235ZM236 237V239H240ZM29 238V237H28ZM34 238V236H33ZM56 238V237H55ZM59 238V237H58ZM196 237V240L199 241L198 238ZM210 238V237H209ZM216 238V237H215ZM220 238V237H219ZM24 239V238H23ZM31 239V238H30ZM36 239V238H35ZM38 239V238H37ZM202 239V238H201ZM212 239V238H211ZM214 239V238H213ZM231 239V238H230ZM235 239V238H234ZM242 239V238H241ZM244 239V238H243ZM20 240V239H19ZM40 240H43V239H40ZM51 240V239H50ZM59 242H60V239H58ZM87 240V239H86ZM219 240V239H218ZM251 240V239H250ZM28 243L30 242L29 240H27ZM38 241V240H36ZM47 243H51L49 241V239H47ZM96 241V240H95ZM216 241V240H215ZM214 241V242H215ZM225 241V240H223ZM4 242V241H3ZM32 242H33V239H32ZM32 242H30L29 244H31ZM86 242V241H85ZM88 242V240H87ZM236 242V241H235ZM234 242V243H235ZM238 242V241H237ZM236 242V243H237ZM248 242V241H247ZM37 243V242H36ZM44 243V242H43ZM56 243H58V241H56ZM55 243V244H56ZM92 243V242H90ZM225 243V242H224ZM228 243L230 244V242L228 241ZM233 243V244H234ZM239 243V242H238ZM242 243H244V241H242ZM250 243V242H249ZM38 244V243H37ZM41 244V242H40ZM54 244V243H53ZM120 244V243H119ZM227 244V243H226ZM232 244V245H233ZM240 244V243H239ZM246 244V243H245ZM248 244V243H247ZM251 244V243H250ZM32 245V244H31ZM36 245V244H34ZM34 245H32L34 247ZM48 245V244H47ZM90 245V244H88ZM201 245V244H200ZM235 245H238V244H235ZM242 245V244H241ZM240 245V246H241ZM6 246V245H5ZM9 246V245H7ZM6 246V247H7ZM16 246V244H15ZM18 246V245H17ZM50 246V244H49ZM53 246V245H51ZM94 246V245H93ZM92 246V247H93ZM227 246V245H226ZM231 246V245H230ZM234 246V245H233ZM238 246V247H240ZM248 246V245H247ZM2 247V246H1ZM12 247V246H11ZM58 247V246H56ZM55 247V248H56ZM62 247V246H60ZM58 247V248H60ZM85 247V246H84ZM221 247V246H220ZM242 247V246H241ZM254 247V246H253ZM27 248V247H26ZM52 248V247H51ZM54 248V247H53ZM83 248V247H82ZM86 248V247H85ZM85 248H83L85 251ZM12 249V248H10ZM9 249V250H10ZM72 249V248H71ZM8 250V249H7ZM89 250V249H88ZM53 251V249H52ZM76 251V250H75ZM82 251V250H81ZM80 251V252H81ZM6 252V251H5ZM59 252V251H58ZM60 252H61V249H60ZM74 252V251H71V253ZM195 252V251H194ZM8 252H6L7 254ZM14 253V251H13ZM94 253V252H93ZM9 254V253H8ZM54 254H58V253H54ZM64 254V252H63ZM62 254V255H63ZM70 254V253H69ZM85 254V253H84ZM53 255V253H52ZM62 255L61 258H62ZM71 255V254H70ZM91 255V254H90ZM95 255V254H94ZM54 256V255H53ZM47 257V256H46ZM70 257V256H68ZM87 257V256H86ZM10 258V257H9ZM50 259V258H49ZM51 259H53V257H51ZM67 259V258H66ZM70 259V258H68ZM90 259V258H89ZM48 260V258H47ZM82 259H79V261H76L79 262L80 264H85V261H80ZM85 260V259H84ZM93 260V258H92ZM101 260V259H100ZM53 261V260H52ZM96 261V259H95ZM129 262V261H128ZM21 263V262H20ZM132 263V262H131ZM23 264V263H21ZM35 264V263H34ZM43 264V263H42ZM49 264V263H48ZM58 264V263H57ZM143 264V263H142Z\"/></svg>", "mask_w": 264, "mask_h": 264}]
</instances>
